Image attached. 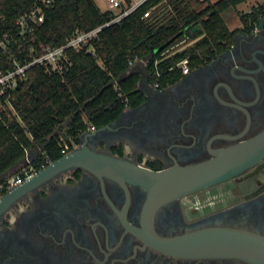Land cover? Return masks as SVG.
I'll return each instance as SVG.
<instances>
[{
    "label": "flooded vegetation",
    "instance_id": "flooded-vegetation-1",
    "mask_svg": "<svg viewBox=\"0 0 264 264\" xmlns=\"http://www.w3.org/2000/svg\"><path fill=\"white\" fill-rule=\"evenodd\" d=\"M254 7L259 4L166 88L148 83L145 67L134 63L145 101L85 132L74 147L122 162L113 167L122 175L71 167L23 191L0 215V264H254L173 256L154 240L211 225L264 234V159L230 181L159 205L152 215L147 189L126 178L131 167L125 166L189 165L264 129V11ZM50 163L29 169L37 174Z\"/></svg>",
    "mask_w": 264,
    "mask_h": 264
},
{
    "label": "trees",
    "instance_id": "trees-1",
    "mask_svg": "<svg viewBox=\"0 0 264 264\" xmlns=\"http://www.w3.org/2000/svg\"><path fill=\"white\" fill-rule=\"evenodd\" d=\"M247 1L146 0L104 27L89 47L70 50L71 66L64 72L30 66L11 92L14 111L1 98L0 183L32 164L40 168L57 160L65 146L74 149L90 126L103 128L127 107L142 104V74L130 61L144 64L151 85L166 88L178 81L185 75L178 64L187 59L191 68L209 56L231 34L223 14ZM37 2L0 0V42L6 41L0 48V70L12 68L13 61L26 65L46 48L62 45L76 29H95L114 15L102 12L94 0H53L44 8L43 22L33 33L24 32L17 21ZM254 8L264 11V0ZM32 151L37 154L30 162Z\"/></svg>",
    "mask_w": 264,
    "mask_h": 264
},
{
    "label": "water",
    "instance_id": "water-1",
    "mask_svg": "<svg viewBox=\"0 0 264 264\" xmlns=\"http://www.w3.org/2000/svg\"><path fill=\"white\" fill-rule=\"evenodd\" d=\"M87 132L89 133V130ZM242 136L243 134H240L234 138ZM263 159L264 129L249 139L227 147L212 149L208 159L189 165L175 164L160 171H153L126 164L125 166L131 167L130 174L126 175V178L147 189L149 195L147 208L152 215L159 205L230 181ZM119 165H122V162L95 154L87 149L75 148L52 161L24 184L17 185L3 194L0 198V215L23 191L40 184L62 170L83 167L106 175H122L113 168ZM154 241L156 248L173 256L239 258L254 264H264V234L243 228L223 225L204 226L172 237L156 236Z\"/></svg>",
    "mask_w": 264,
    "mask_h": 264
},
{
    "label": "built area",
    "instance_id": "built-area-1",
    "mask_svg": "<svg viewBox=\"0 0 264 264\" xmlns=\"http://www.w3.org/2000/svg\"><path fill=\"white\" fill-rule=\"evenodd\" d=\"M146 0H106V4L109 8V11H118L117 14H114L110 21L105 24L89 30L84 31L81 29H76L72 34L66 37L65 42L60 46H50L46 48L44 52L38 56H34L32 61L26 65H20L17 61H13V67L6 70H0V107H3L1 104V98H5L7 102L12 98L11 92L18 86L19 81L25 80L26 70L34 65L39 64L43 66L50 72L62 73L69 66H71V60L69 57V51L75 50L79 51L83 48L89 47L92 40L98 37L99 32L104 28L113 23H118L124 17L131 14L140 4ZM42 3V6L40 5ZM53 0H38V2L30 9L29 12L22 15L17 24L20 26L21 30L26 32L33 33L36 24H40L44 20V8H47L52 4ZM150 10L145 12L143 17L147 18L150 16ZM6 47V41L0 42V48ZM130 64L133 65L134 62L130 61ZM182 68L184 74L189 72L188 60L185 59L178 64ZM9 108L14 111L13 105L9 102ZM14 114V113H13ZM96 128L94 126L89 127V131H94ZM70 149L68 146L62 150L63 154H66ZM50 161H47L49 163ZM46 164L41 165L44 167ZM40 169V168H39ZM36 172L32 169L25 170L23 174L9 178L4 182L0 183V198L3 195L5 190H10L11 188L22 184L25 180L32 178Z\"/></svg>",
    "mask_w": 264,
    "mask_h": 264
},
{
    "label": "rangeland",
    "instance_id": "rangeland-1",
    "mask_svg": "<svg viewBox=\"0 0 264 264\" xmlns=\"http://www.w3.org/2000/svg\"><path fill=\"white\" fill-rule=\"evenodd\" d=\"M94 1L99 6V8L102 12H106L109 10V8L106 4V0H94ZM134 1H136V0H134ZM212 1H216V0H212ZM261 2H262V0H248L246 3L239 5L237 8L226 11L223 14V18H224L228 28H230V29L236 28L239 25L240 15L242 13L250 10L253 6L260 4ZM117 13H118V11L113 12V14H117ZM139 64H140L139 66H144V64H141V63H139ZM28 159H29V161H31L32 160L31 156Z\"/></svg>",
    "mask_w": 264,
    "mask_h": 264
},
{
    "label": "crops",
    "instance_id": "crops-1",
    "mask_svg": "<svg viewBox=\"0 0 264 264\" xmlns=\"http://www.w3.org/2000/svg\"><path fill=\"white\" fill-rule=\"evenodd\" d=\"M36 154H37V152H34V151L29 152L28 157L31 156V158H35V155H36ZM25 170H26V169H25Z\"/></svg>",
    "mask_w": 264,
    "mask_h": 264
}]
</instances>
